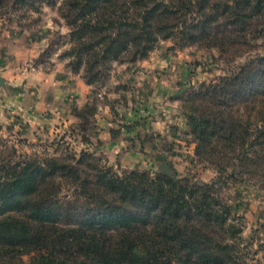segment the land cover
Here are the masks:
<instances>
[{"label":"trees","instance_id":"16d2710c","mask_svg":"<svg viewBox=\"0 0 264 264\" xmlns=\"http://www.w3.org/2000/svg\"><path fill=\"white\" fill-rule=\"evenodd\" d=\"M41 5H58L69 30L61 59L91 87L160 41L216 50L225 62L264 46V0H0V11ZM183 102L194 157L222 188L171 169L119 175L88 151L27 155L2 145L0 264H247L242 218L221 191L264 192V54ZM96 112L72 110L85 143Z\"/></svg>","mask_w":264,"mask_h":264},{"label":"rangeland","instance_id":"374dc122","mask_svg":"<svg viewBox=\"0 0 264 264\" xmlns=\"http://www.w3.org/2000/svg\"><path fill=\"white\" fill-rule=\"evenodd\" d=\"M57 7L58 5L55 7L41 5L35 12L21 10L11 14L0 11V40L3 32H8L13 37L20 36L22 47L36 44L42 41V38L47 39L48 47L43 50L41 47L30 62L20 65V69L24 68L28 73H33L30 67L48 65L57 59L64 62L66 69L69 70L66 66L67 61L61 59L69 46V30L59 17ZM258 44L261 45L262 42L259 41ZM263 54L264 46L234 61L225 62L216 50H203L197 47L179 49L174 47L171 41H160L146 59L134 63L143 64L148 61L152 63L150 59L154 56L158 58L155 63L161 65V69L149 79L152 90L157 94L149 103L151 108L149 116H146L149 109L144 108L146 99L134 93L136 86L131 85L127 79L126 72L131 69L130 67H134L132 66L134 64L113 63L109 78L103 85L88 86L91 90L86 104L94 105L97 109L96 114L102 106H106L112 117L121 115L118 106L134 108L142 104L141 116L145 119L154 116L153 123L157 124L158 121L159 125L157 124L158 128L152 136L139 134L132 139L136 140L134 147L143 161L135 162L137 166L133 169L124 168L119 162L126 154L124 150L111 160L103 154L88 152L100 161L101 166L111 168L119 175L123 172L140 171L153 177L156 173H161L158 168L162 164L173 170L180 179L185 178L188 182L198 185L208 184L222 188V185L217 183L216 173L194 157L195 145L185 119L183 100L193 89H198L202 84L217 83L219 79L231 76L254 56ZM0 68L3 67L0 65ZM131 73L135 75V71ZM120 93L127 95L123 96ZM96 114L89 120L87 132ZM9 117L10 121L0 120V146H12L20 154L78 155L82 152H79L80 146L76 141L80 138L82 143L88 144L82 141L83 134L77 127L76 119L73 124L66 127L58 126L54 132L47 134L41 128L36 129L34 133L26 132V126L19 116L11 113ZM160 118H163L161 123ZM165 122V132L157 134L163 130V126L160 125ZM155 140H158L157 153L149 149L145 151L144 144L153 143ZM221 197L231 206L233 213L242 218L246 263L264 264V192L254 187L237 185L224 188Z\"/></svg>","mask_w":264,"mask_h":264},{"label":"crops","instance_id":"0c3cea01","mask_svg":"<svg viewBox=\"0 0 264 264\" xmlns=\"http://www.w3.org/2000/svg\"><path fill=\"white\" fill-rule=\"evenodd\" d=\"M11 35L3 32L0 40V65L3 67L0 68V77L4 80V87L0 88V120L10 121L9 115L14 113L24 122L26 132L34 133L36 129L41 128L47 134L54 132L58 126L66 127L73 124L75 118L72 110L80 109L86 104L90 96V87L84 83L80 75H72L66 69L65 63L57 59L48 65L42 64L33 68V73H28L24 68L20 69V65L30 62L41 47L42 50L48 47L47 39L42 38V41L36 44L22 47L20 36ZM156 59L158 58L153 56L150 59L152 63L148 61L134 64L132 65L134 67H130L131 69L126 72L128 81L136 86L134 93L146 99L144 108L149 109L146 116L151 112L150 101L157 95L152 90L149 80L161 69L160 63H155ZM133 71L135 75L131 73ZM118 108L121 115L112 117L109 109L102 106L86 134L88 144L82 143L80 138L76 143L80 146L79 152L92 151L103 154L110 160L124 150L126 154L119 162L122 167L133 169L137 162L143 161L134 147L136 140L132 139L139 134L152 136L159 124L158 121V125L153 123L154 116L148 119L141 116L142 104L134 108L124 105ZM161 122L163 118H160L159 123ZM160 126H163V130L157 134L165 132L166 122ZM157 142L158 140H155L153 143L144 144L145 151L149 149L157 153L159 150Z\"/></svg>","mask_w":264,"mask_h":264},{"label":"water","instance_id":"95a60500","mask_svg":"<svg viewBox=\"0 0 264 264\" xmlns=\"http://www.w3.org/2000/svg\"><path fill=\"white\" fill-rule=\"evenodd\" d=\"M4 87V80L0 77V88ZM159 172L166 174L168 176H170V170L168 169V167L166 165H159L158 168Z\"/></svg>","mask_w":264,"mask_h":264},{"label":"built area","instance_id":"2783aa9c","mask_svg":"<svg viewBox=\"0 0 264 264\" xmlns=\"http://www.w3.org/2000/svg\"><path fill=\"white\" fill-rule=\"evenodd\" d=\"M30 70H32V71H33V67H30Z\"/></svg>","mask_w":264,"mask_h":264}]
</instances>
